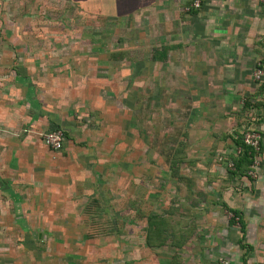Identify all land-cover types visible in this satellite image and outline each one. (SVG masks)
<instances>
[{"label": "rangeland", "instance_id": "rangeland-1", "mask_svg": "<svg viewBox=\"0 0 264 264\" xmlns=\"http://www.w3.org/2000/svg\"><path fill=\"white\" fill-rule=\"evenodd\" d=\"M91 14L74 0H0L1 68L17 64L11 55L17 49L118 48L119 62H111L117 71L112 66L105 74H115L118 86L108 87L109 96L125 107L118 110V130L107 119L112 115L100 112L105 133L91 149L74 141L77 191L47 193L45 213L26 217L42 221L41 228L27 231L16 216L7 217L13 225L0 227V264H262L261 145L246 173L234 165L243 152L240 132L235 147L189 151L185 139L194 121L185 112L191 113L192 98L188 89L167 86L166 65L153 60L151 40H159V24L148 9L107 18ZM109 143L113 151L106 149ZM229 207L242 213L243 238L242 223L231 222ZM151 215H159L169 236L149 245Z\"/></svg>", "mask_w": 264, "mask_h": 264}, {"label": "crops", "instance_id": "crops-1", "mask_svg": "<svg viewBox=\"0 0 264 264\" xmlns=\"http://www.w3.org/2000/svg\"><path fill=\"white\" fill-rule=\"evenodd\" d=\"M137 1L129 5L124 0L74 3L84 8L88 16L93 12L96 17L148 9L150 19L159 24L156 32L160 33L159 40H151V55L158 56V48L170 46L164 61L153 60L166 65L167 86L190 90L192 111L185 112V117L194 121L185 139L189 151L206 152L214 144L222 150L229 143L235 147L237 132L242 137L248 127L260 133V197L264 215V79L259 81L254 76L258 65L264 68V3ZM198 2L200 5L196 6ZM113 49L104 53L23 48L11 53L17 58L12 69L0 67V227L5 223L12 226V220H7L12 215L17 217L15 223L27 231L41 228L42 221H27L26 217L45 213L41 206L45 205L47 193L72 195L77 191V167L72 165L74 141L81 139L84 151L96 145V136L105 133L99 118L105 110L112 115L107 119L112 118L117 130L120 128L118 110L125 107H121L117 97L109 96L108 87L118 86L115 74L114 78L105 74L112 66L117 71V65L111 62H119L114 58L120 53L118 48ZM58 56L62 57L61 62L56 61ZM101 56L106 59H99ZM49 58L55 62L45 66L44 59ZM56 126L66 130L70 141L60 151H53L41 139L45 131ZM106 145V149L114 150V144ZM65 199L71 200L67 196ZM261 260L264 264V225Z\"/></svg>", "mask_w": 264, "mask_h": 264}, {"label": "trees", "instance_id": "trees-1", "mask_svg": "<svg viewBox=\"0 0 264 264\" xmlns=\"http://www.w3.org/2000/svg\"><path fill=\"white\" fill-rule=\"evenodd\" d=\"M169 48H170V46H164L161 49L158 48L157 49V55L158 56H156V54L153 53V58H158V59L164 61L167 58V52H168ZM55 128L63 129V131L66 135V139H68L69 135L63 127L56 126ZM242 137H241L242 141L239 144L241 146L240 147L241 149L243 147V152L241 153V155H239L237 158H235L234 165H235V168L237 170H239V172L246 173V170L248 169V167L251 166V164H253V162H254L253 158H254L255 153L249 146H247L244 143ZM182 143L183 142H181V144ZM184 147H185V145H184ZM179 150L183 151L182 149H179ZM229 211L233 212V216L230 219L232 223H234L236 218L239 219L240 222L242 223L241 224V231H242V237L241 238L245 237L247 234V229H246V225H245L241 211L237 208H231V207H229ZM158 216L157 215H151L149 217V218H152L151 223H149L148 230L146 232V240H147V243L149 245L155 243L158 240H161V242H162V241H164L165 238H167L169 236V234L167 235L168 232L166 233V231L164 230V227L162 226L161 222L160 223L158 222V220H159ZM153 219H155V221H153ZM246 243L243 244V246L245 248L248 247L249 250L253 248V246L250 243H248V242H246Z\"/></svg>", "mask_w": 264, "mask_h": 264}, {"label": "built area", "instance_id": "built-area-1", "mask_svg": "<svg viewBox=\"0 0 264 264\" xmlns=\"http://www.w3.org/2000/svg\"><path fill=\"white\" fill-rule=\"evenodd\" d=\"M261 3H264V0H260ZM196 6H199V2L195 4ZM254 76L257 80L264 79V68L261 65H258L254 72ZM244 143L249 146L255 153L259 151L260 149V140L261 135L260 133L255 129H247L243 131V137H242ZM43 142L45 145L49 148H52L53 150H61L66 142V135L63 131V129L60 128H53L49 131H46L43 133ZM241 148L240 151L241 152Z\"/></svg>", "mask_w": 264, "mask_h": 264}, {"label": "water", "instance_id": "water-1", "mask_svg": "<svg viewBox=\"0 0 264 264\" xmlns=\"http://www.w3.org/2000/svg\"><path fill=\"white\" fill-rule=\"evenodd\" d=\"M40 236H41V234H40Z\"/></svg>", "mask_w": 264, "mask_h": 264}]
</instances>
